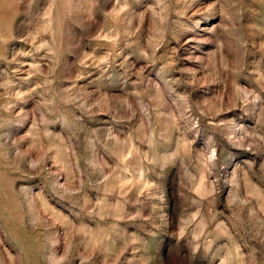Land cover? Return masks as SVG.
<instances>
[{"label":"rangeland","instance_id":"obj_1","mask_svg":"<svg viewBox=\"0 0 264 264\" xmlns=\"http://www.w3.org/2000/svg\"><path fill=\"white\" fill-rule=\"evenodd\" d=\"M0 264H264V0H0Z\"/></svg>","mask_w":264,"mask_h":264}]
</instances>
